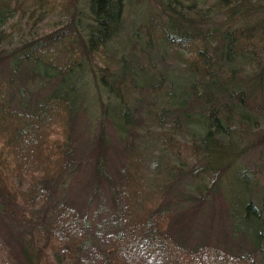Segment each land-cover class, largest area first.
I'll list each match as a JSON object with an SVG mask.
<instances>
[{"label":"trees","instance_id":"16d2710c","mask_svg":"<svg viewBox=\"0 0 264 264\" xmlns=\"http://www.w3.org/2000/svg\"><path fill=\"white\" fill-rule=\"evenodd\" d=\"M76 2L0 0L1 19L7 15L5 13L23 18L29 38L27 42L20 39L17 44L21 46L7 52V56H0V61L8 57L11 59L6 69L11 73L0 83V201L4 215L15 222H19L21 217L26 219L27 209L31 211L39 203L45 202L56 185L70 172L74 121L72 104L68 96L59 90L29 104L7 97V90L15 85L11 76L24 81L35 78L40 83L59 80L79 68L83 48L100 71L102 82L114 75L112 68L115 65L133 62L129 57L112 61L105 53L107 43L124 28L126 4L130 0H84L83 11L86 13H81V16L75 14ZM156 4L157 24L139 23L137 29H133L137 30L136 33L142 31L148 35L147 42L156 36L160 42L181 51L179 60L188 75L189 85L174 87L177 90H172L173 98L179 100L180 95L185 98L172 104L184 107L186 99H199L205 113L203 139L207 144L202 148L166 134L160 136V141L173 156L190 152L197 154L195 158H198L199 151L208 162L205 167L220 169L225 161L220 164L215 159L225 154L223 147L226 145L213 141L218 136H227V112L237 108V115H241L245 113V106L242 96H238L231 107L218 102L231 100L234 88L220 77L219 57L212 61L207 57L203 37L199 34L201 30L195 25L210 21L212 17L225 18L224 21L234 19L238 12L237 0H157ZM39 23L43 24L37 29ZM32 31L34 34L30 35ZM243 36H240V32L232 34V41L225 46V62L232 59L231 51L237 52V44ZM64 41L67 42L62 48L64 59L57 65L53 61L51 48ZM216 47L211 48L212 51ZM231 68L226 69L228 77L233 73H229L233 70ZM151 75L155 86L159 87L162 77L156 73ZM119 79L121 82L117 86L120 88L128 78L121 71ZM194 81L200 82V85ZM235 90V94L242 92L237 87ZM196 91H199V96ZM152 120L157 125L163 124L161 118ZM171 120L174 123V119ZM171 120L166 121L171 124ZM125 145V158L120 168L115 170V180L109 185L114 212L113 232L102 242L103 245L92 248L90 260L85 261L79 256L86 230L82 214L72 205L55 203L50 215L42 223L36 224L34 233L30 235V248L35 252L39 264H252L245 252L233 253L229 248L218 247V243L211 244L209 235L204 234L203 230L197 238V228L191 216L198 214V203H203L207 196L216 193L215 172L209 173L207 168L201 170V176L208 177V185H197L194 197L186 199L193 203L189 213H172L165 200L169 189L168 178L157 179L155 186L147 184L148 165L144 150L131 143ZM210 147L218 151H210ZM208 153L214 157H209ZM230 159L233 158L230 156ZM170 168L174 166L171 164ZM240 173L241 176L245 175L243 171ZM258 178H263V175L255 178L253 186L259 195L251 198L248 191L241 211L244 221L255 226L253 245V242L255 245L258 242L261 235L258 229L262 224L257 214L260 206L253 199L259 205L264 204V182L257 181ZM250 212L254 219L249 220ZM0 264H21L1 236Z\"/></svg>","mask_w":264,"mask_h":264},{"label":"rangeland","instance_id":"374dc122","mask_svg":"<svg viewBox=\"0 0 264 264\" xmlns=\"http://www.w3.org/2000/svg\"><path fill=\"white\" fill-rule=\"evenodd\" d=\"M156 2L130 0L126 4L124 28L107 43L105 53L112 61L129 57L133 62L115 65L112 68L114 75L106 77L104 82L83 47L79 68L59 80L40 83L35 78L24 81L11 76L15 85L7 90V97L29 104L59 90L68 96L72 104L74 121L70 172L56 185L48 199L31 211L27 209L26 219L21 217L19 222L4 215L0 201V236L21 264H39L35 252L30 248V235L34 233L36 224L42 223L50 215L55 203L72 205L82 214L86 230L79 256L85 261L90 260L92 248L103 245L102 242L114 230L109 185L115 180V170L120 168L125 158L126 143L138 145L144 150L148 165L147 184L155 186L157 179L168 178L169 189L165 200L172 213H189L193 203L186 199L194 197L197 185H208V177L201 176V170L207 168L205 165L208 162L199 151L198 158H195L197 154L190 152L173 156L160 141V136L166 134L202 148L207 144L203 139L205 113L199 99H186L184 107L172 104L185 98L180 95L179 100L174 99L172 90H177L174 87L189 85L188 75L179 60L181 51L160 42L156 36L147 42L148 35L134 30L139 23L149 25L156 22ZM237 3L238 12L234 19L224 21L225 18L212 17L210 21L195 25L201 30L199 34L203 37L207 57L210 61L219 57L220 77L234 88L231 100L218 102L231 107L235 99L242 96L245 113L237 115V108L227 112V136H218L213 141L226 145L223 147L225 154L215 159L220 164L225 163L217 170L207 168V172H215L216 193L207 196L203 203H198V214L191 218L197 228V238L203 230L204 234L209 235L211 244L218 243V247L229 248L233 253L245 252L252 264H264V204L259 205L253 199L260 206L257 214L262 221L258 229L261 235L256 245L255 242L252 244L255 226L244 221L241 215L248 191L251 198L259 195L253 187L255 178L262 174L263 178L257 181L264 182V0H237ZM84 9V0H77L75 14H85ZM5 14L3 19L0 17V49L3 48L0 56L3 57L21 46L17 44L20 39L21 42L29 41L25 20L15 14ZM42 24H37L36 28ZM234 32L246 37H241L237 52L231 51L232 59L225 62V46L232 41ZM65 43L51 48L53 61L57 65L63 62L65 53L62 48ZM213 47H216L215 51H212ZM10 61L9 57L0 61V83L11 73L6 70ZM227 67L233 68L231 72L228 71L233 72L230 77L226 76ZM121 71L128 79L119 88ZM152 73L162 77L159 87L155 86ZM194 83L200 85V82ZM168 85L171 88L168 89ZM236 87L242 92L235 94ZM196 95H200L199 91H196ZM155 118H161L163 124L157 125L152 120ZM167 119H174V123L172 120L171 124L168 123ZM209 150L217 149L210 147ZM208 156L214 157L211 153ZM180 161L185 163L181 164ZM171 164L174 168H170ZM241 171L245 175L241 176ZM248 218L254 219L251 212Z\"/></svg>","mask_w":264,"mask_h":264}]
</instances>
